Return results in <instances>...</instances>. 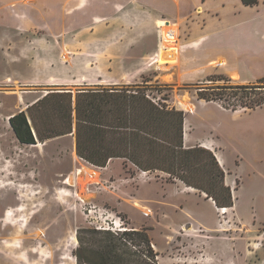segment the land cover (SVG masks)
<instances>
[{
  "label": "rangeland",
  "instance_id": "rangeland-1",
  "mask_svg": "<svg viewBox=\"0 0 264 264\" xmlns=\"http://www.w3.org/2000/svg\"><path fill=\"white\" fill-rule=\"evenodd\" d=\"M73 1L70 26H66L73 41L65 44V50L63 43L46 41L63 30H55L49 20L38 16L34 9L37 0H0V264H79L76 253L81 241L83 247L93 245L100 238L97 233L102 232L97 227L104 225L107 218L112 222L121 219L128 232L146 230L159 255L158 264H264V162L253 161L247 150L237 148L242 190L236 216L233 211L221 213L200 195L180 193L167 185L174 183L163 173L143 175L124 160H113L106 168L89 165L74 155L75 134L50 140L46 145L40 143L44 147L38 148L18 142L10 117L51 90L31 85L34 81L45 84L52 77L35 72L31 56L27 57L33 47L40 52L37 61L45 65L55 49L71 50L73 56L80 57L75 61L78 66L90 61L85 58L86 51L96 49V44L78 42V36L97 34V0ZM85 5L88 10L79 9ZM110 33V29L104 32ZM20 54L21 58H16ZM150 57L140 60L141 75H133L138 81L132 85L171 108L192 95L199 98L201 89L242 85L224 75L230 83L216 79L212 82L219 74L208 77L203 84H182V76L175 69L180 65V54L168 60L160 73L151 66ZM70 62L73 65V59ZM75 71L73 77L77 78L80 68ZM79 88L83 89L73 91ZM247 92L250 96L243 101V93L238 100L230 101L241 105L264 98L262 88ZM239 119L229 122L247 133L264 134V111ZM79 170H84L80 177ZM233 184L234 190L238 189L237 179ZM77 192L93 197L83 204L75 198ZM150 199L159 206L149 204ZM93 206L97 208L96 216L88 212ZM188 214L206 226L197 222L196 228H189L196 220L188 222ZM238 214L252 224L255 219L249 233H244L246 228L240 226ZM181 223H185L182 228Z\"/></svg>",
  "mask_w": 264,
  "mask_h": 264
},
{
  "label": "crops",
  "instance_id": "crops-1",
  "mask_svg": "<svg viewBox=\"0 0 264 264\" xmlns=\"http://www.w3.org/2000/svg\"><path fill=\"white\" fill-rule=\"evenodd\" d=\"M73 3V0H37L34 5V9L39 12L38 16L42 20L50 21V27L63 30V33L59 30L60 33L58 31V34L55 33L46 41L63 43L65 50V44L73 41L66 31V26H70ZM79 9L89 8L85 5ZM94 16L97 34L78 36V42L96 44L94 51L85 53V58L90 61L78 66L75 61L80 57L73 56L71 50L62 52L55 49L52 58L49 57V62L45 65L37 61L40 52L37 47H33L27 57L31 56L35 72L48 73L52 77L45 84L34 81L31 85L74 90L77 87L85 89L136 84L138 79L133 75H141L140 60L150 55L151 60L156 52L171 46L179 47L171 50L174 54L179 51L178 56L181 55L180 65L175 69L182 76V84H203L208 77L215 74L224 75L241 82L242 85L264 80V0H258V4L254 6H246L242 0H97ZM107 29H110V34H104ZM20 56L21 54L16 58L20 59ZM167 63V59L162 60V64ZM77 68H80V76L74 78ZM176 108L184 113V148L199 147L214 153L226 174L225 185L230 189L232 187L234 207L229 211L236 215L242 190V181L238 175L241 155L237 148L249 151L253 161L263 163L264 134H254L253 131L247 133L244 128L233 126L229 121L240 120L239 118L251 116L264 109L233 112L216 102H207L195 95L185 98ZM39 146L44 147L42 144ZM73 152L74 155L77 154L75 145ZM125 163L129 164L126 161ZM236 179L239 187L234 190L233 180ZM171 183L174 184L167 185L173 186L180 193L206 198L205 194H200L195 189L192 190L193 188L189 189L180 181ZM180 184L185 188H178L177 185ZM148 201L149 204L159 206L157 201ZM180 210H184L182 205ZM193 216L187 215L188 222L196 220L189 228L193 229L197 222L206 226ZM238 216L240 226L246 228L244 233H249V228L252 230L255 227V219L252 224L247 218L239 214ZM184 226L185 223L180 224V228ZM207 228L214 232L217 230L208 226ZM231 262L233 261L228 264Z\"/></svg>",
  "mask_w": 264,
  "mask_h": 264
},
{
  "label": "trees",
  "instance_id": "trees-1",
  "mask_svg": "<svg viewBox=\"0 0 264 264\" xmlns=\"http://www.w3.org/2000/svg\"><path fill=\"white\" fill-rule=\"evenodd\" d=\"M242 2L258 4V0ZM213 79L230 83L224 76ZM253 88L264 89V80L201 89L198 96L233 112L264 109V98L241 105L230 101L238 100L240 93L245 96L243 101L250 96L247 90ZM154 99L135 85L76 92L51 89L27 111L10 117L9 124L23 146L46 143L75 131L77 155L93 167L105 168L114 159L125 160L144 174L163 173L171 182L180 181L205 194L220 212L232 209V191L225 185L226 174L214 153L199 147L185 149L184 113ZM97 234L100 238L90 247H83L81 241L76 253L79 264H158L159 255L146 230Z\"/></svg>",
  "mask_w": 264,
  "mask_h": 264
},
{
  "label": "built area",
  "instance_id": "built-area-1",
  "mask_svg": "<svg viewBox=\"0 0 264 264\" xmlns=\"http://www.w3.org/2000/svg\"><path fill=\"white\" fill-rule=\"evenodd\" d=\"M171 49H175L174 46H171L169 49L168 48H164V50H159L158 52H156L153 56V58L150 60V64L151 66H155V70L156 72L160 73L161 72V67L164 65L162 64V60H173V57L178 56V51L177 54L173 53ZM177 49V48H176ZM174 54V55H173ZM165 58V59H163ZM154 102H158V100L154 99ZM147 174V173H146ZM96 207L93 206L90 208L89 215L93 216V215H97V211H96ZM224 215V214H222ZM108 221H104V225H100L99 227H97L98 230L100 231H108V232H113L114 234L118 235V234H123L128 232V228L125 226V223L119 219L116 222H112L109 220V218H107Z\"/></svg>",
  "mask_w": 264,
  "mask_h": 264
},
{
  "label": "bare ground",
  "instance_id": "bare-ground-1",
  "mask_svg": "<svg viewBox=\"0 0 264 264\" xmlns=\"http://www.w3.org/2000/svg\"><path fill=\"white\" fill-rule=\"evenodd\" d=\"M235 78H236V77H235ZM34 146L38 147L39 144H38V145H34ZM83 174H84V170H79L78 173H77V175H79V177L82 176ZM74 196H75V198H77L79 201H81L83 204L86 203L84 200H90V199H92V197H93V196H89V195L87 196V195H85V194H80L79 192L75 193ZM79 197L82 198V199H80ZM227 212H229V210H222V211H221V213H227Z\"/></svg>",
  "mask_w": 264,
  "mask_h": 264
}]
</instances>
